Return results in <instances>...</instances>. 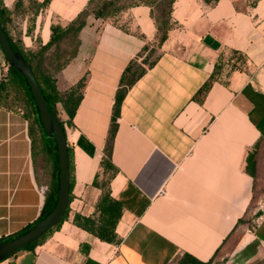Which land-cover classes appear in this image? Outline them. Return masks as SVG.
Listing matches in <instances>:
<instances>
[{
	"label": "crops",
	"instance_id": "1",
	"mask_svg": "<svg viewBox=\"0 0 264 264\" xmlns=\"http://www.w3.org/2000/svg\"><path fill=\"white\" fill-rule=\"evenodd\" d=\"M88 1L52 0L24 22V49H36V39L45 45L51 24L67 25ZM16 2L2 0L6 25L18 14ZM27 4L23 0L19 8L24 18ZM171 17L173 28L157 60L120 106L109 184L122 206L118 243L98 240L74 218L95 213L100 190L92 182L96 174L102 177L120 77L155 41L150 8L143 5L113 21L87 17L77 55L60 72L68 87L57 83L62 92L84 79L72 124L64 126L73 164L67 216L41 243L0 264H174L184 254L204 263L264 264V204L251 210L254 180L245 172L264 118V0H175ZM232 50L247 56L244 70L228 73L225 65L195 100L220 56ZM4 70L0 50V76ZM52 171L35 126L21 110L0 108V241L38 222Z\"/></svg>",
	"mask_w": 264,
	"mask_h": 264
},
{
	"label": "trees",
	"instance_id": "2",
	"mask_svg": "<svg viewBox=\"0 0 264 264\" xmlns=\"http://www.w3.org/2000/svg\"><path fill=\"white\" fill-rule=\"evenodd\" d=\"M52 0H43L41 3L35 0H28L32 19L39 10H44L48 7ZM122 0H89L86 7L67 25L51 24L49 40L45 45H41L36 39L37 47L33 51L25 50L21 41H14L6 27L9 12L3 7L0 0V23L4 33L9 37L14 48L17 49L23 56L24 61L32 70L33 76L39 85L42 96L44 97L49 112L54 116L56 121L65 133V125L70 126L75 115L76 109L83 97L84 79H80L75 85L65 91L60 92L57 89L56 74L65 69L69 63L76 57L78 47L80 45L79 34L86 25L88 16H93L95 19H100L104 22L113 21L122 12L127 9L139 5L150 8V14L156 27L155 41L158 48L167 40L169 31L173 28L172 22V7L175 0H139V2L130 6H123ZM218 0H202L206 5L213 4ZM23 0H17L15 8L18 11L22 6ZM28 9V8H27ZM65 41L73 42L74 48L66 56L62 54V47ZM149 50V44H146L141 52L132 60L124 69L118 89L114 96L112 106V114L108 127L105 146L103 148L100 161V174H96L92 185L100 190V196L96 203L95 213L92 217L75 216V224L86 231L93 237L102 242L109 244H117L118 238L115 233L116 225L121 217L122 206L113 199L110 194L109 184L115 175L116 169L111 162L112 147L117 130V119L119 117L120 106L127 93V90L142 77L147 69L151 68L158 56L148 61L146 58L142 62L137 63V58L144 52ZM52 66L49 71L47 63ZM247 63V56L239 51H229L227 56L221 55L215 65L214 72L206 83L198 90L195 100L205 95L216 78L217 72L223 67H227L228 73L234 71H243ZM4 71L0 76V108L9 110H21L24 117L35 126L38 132V140L44 149V155L52 162L53 186L45 195L44 205L39 217V220L44 218L54 207L58 189V166L55 142L53 139L46 136L38 119L36 105L29 93L28 85L22 75L14 68L10 67L4 60ZM16 95V97H13ZM15 100L21 103L16 105ZM15 102V103H14ZM64 112L66 119L63 121L58 117V109ZM257 129L260 137L254 147L245 157V172L254 180V189L257 175V154L261 141L264 139V118L258 124ZM67 154L69 160V198L73 185V164L72 152L67 146ZM254 201V199H253ZM67 216V209L61 220L55 224L46 234L41 236L35 242L31 243L27 248H33L41 243L43 239L52 231L59 228L60 224ZM38 220V221H39ZM239 223V222H238ZM241 223V220H240ZM11 239L5 240L9 241ZM0 241V242H5ZM88 246H82V251L87 252ZM213 258L207 262H200L190 255L184 254L179 257L174 264H213ZM84 264H97L89 259H86Z\"/></svg>",
	"mask_w": 264,
	"mask_h": 264
},
{
	"label": "water",
	"instance_id": "3",
	"mask_svg": "<svg viewBox=\"0 0 264 264\" xmlns=\"http://www.w3.org/2000/svg\"><path fill=\"white\" fill-rule=\"evenodd\" d=\"M0 50L6 63L16 69L25 79L29 93L36 105L38 119L47 137L55 142L58 166V189L53 209L23 234L5 242H0V261H4L47 233L63 217L69 202V160L66 136L60 124L49 112L32 70L21 53L14 48L0 23Z\"/></svg>",
	"mask_w": 264,
	"mask_h": 264
},
{
	"label": "rangeland",
	"instance_id": "4",
	"mask_svg": "<svg viewBox=\"0 0 264 264\" xmlns=\"http://www.w3.org/2000/svg\"><path fill=\"white\" fill-rule=\"evenodd\" d=\"M137 2H139V0H122L121 4L123 6H130V5L135 4ZM28 5L29 4L26 5L28 10H26L23 14V15H25V17L27 19L24 18V16L23 17L21 16L22 10H19L18 14L14 16L13 22H10L8 25H6L8 31L10 33V36L12 37V39L14 41H21L20 38L24 36V34L22 33V26H24L26 24L24 22L25 21L31 22V20H32V15H31V12L29 11L30 6H28ZM26 26H28V24H26ZM73 48H74L73 42L71 44L70 41H65L64 45L62 47L63 56H66V54H68V52L73 50ZM160 48H158L156 41L149 43V50L142 53L137 58V63L142 62V60H144L145 58L148 61L154 60L159 55ZM46 64H47L48 70L51 71L52 66L49 65L48 62ZM56 80H57V83L59 82V87L61 90H64L68 87V84H66V82L61 78L60 73L56 74ZM13 97H16V95H13ZM15 102L14 103L16 105H21V103L18 102L17 100H15ZM61 116H62L61 110L59 108L58 109L59 119H61ZM257 164H258L257 175H256L257 178H256V183H255L254 201H253V205L251 207V210L259 208V206H263V204H264V139L261 141L259 149H258Z\"/></svg>",
	"mask_w": 264,
	"mask_h": 264
}]
</instances>
